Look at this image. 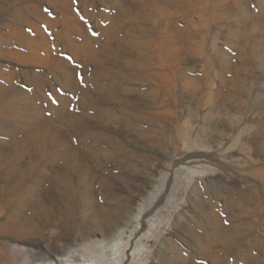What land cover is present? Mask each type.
I'll return each instance as SVG.
<instances>
[{"label":"rangeland","instance_id":"1","mask_svg":"<svg viewBox=\"0 0 264 264\" xmlns=\"http://www.w3.org/2000/svg\"><path fill=\"white\" fill-rule=\"evenodd\" d=\"M64 1L0 0V259L264 264V0Z\"/></svg>","mask_w":264,"mask_h":264},{"label":"bare ground","instance_id":"2","mask_svg":"<svg viewBox=\"0 0 264 264\" xmlns=\"http://www.w3.org/2000/svg\"><path fill=\"white\" fill-rule=\"evenodd\" d=\"M66 1V0H65ZM64 1V2H65ZM138 1V0H137ZM143 1V0H142ZM139 2V1H138ZM141 2V1H140ZM124 3V2H123ZM132 3H134L133 1H132ZM126 4V3H125ZM151 4V3H150ZM124 5V4H123ZM144 5H146V4H144ZM144 5H141V3H140V5H139V8H142ZM127 6V5H126ZM158 6V5H157ZM146 7V6H145ZM135 11H136V9H135ZM145 11V10H144ZM168 11V10H167ZM124 12V11H123ZM137 12V11H136ZM148 12V11H147ZM149 12H150V10H149ZM69 13V12H68ZM175 13V12H174ZM177 13V12H176ZM73 15V14H72ZM171 15V14H170ZM70 19H71V17H70ZM72 20H74V19H72ZM76 21V20H75ZM150 30V29H149ZM155 30V29H154ZM166 32H167V30H166ZM142 34H143V31L141 32ZM145 33V32H144ZM147 34H149L148 32H147ZM168 34V33H167ZM151 35V34H150ZM139 36V35H138ZM148 38H151V37H149L148 36ZM139 39V38H138ZM142 40V39H141ZM145 40V39H144ZM138 41H140V40H138ZM149 41V40H148ZM146 45V44H145ZM140 46V45H139ZM142 46V45H141ZM35 47V46H34ZM130 48V47H129ZM141 49V48H140ZM146 58H148V57H146ZM144 59V58H143ZM145 60V59H144ZM134 64V63H133ZM131 65V64H130ZM137 65V64H136ZM166 67H168V68H172L173 70L171 71V72H173V73H176V70H175V63H168V64H164ZM129 66V65H128ZM139 66H142L143 67V65L142 64H139ZM146 68V67H145ZM137 74V73H136ZM139 75V74H138ZM156 75H159L158 73H155V76ZM162 75V77L165 79V80H167V81H169V80H171V78H172V76L171 75H169V74H167V73H163V74H161ZM140 76V75H139ZM142 76V75H141ZM144 77H145V75H144ZM128 78V77H127ZM148 78V77H147ZM133 79V78H132ZM131 79V80H132ZM149 79V78H148ZM125 80V79H124ZM129 80V79H128ZM148 81V80H147ZM144 82V81H143ZM171 82V81H170ZM174 82V81H173ZM172 82V83H173ZM118 83V82H117ZM108 86V85H107ZM110 90H112V89H110ZM117 91V90H116ZM118 92V91H117ZM106 94H109V93H106ZM114 94V93H113ZM119 94V93H118ZM122 93H120V95H121ZM95 96H97V95H95ZM110 96V95H109ZM107 97V96H106ZM138 98V96L137 95H134V96H132V94L131 93H129V94H127V95H124V94H122L121 96H120V101L123 103H130V102H134V101H136V99ZM98 99V98H97ZM102 99V98H101ZM139 99V98H138ZM119 101V102H120ZM171 101V100H170ZM165 105V104H164ZM159 108V107H158ZM164 109V108H163ZM108 114V113H107ZM178 114V113H177ZM168 116V115H167ZM150 122V121H149ZM98 137L102 140V141H104V140H106V141H109V138H107V136L106 135H98ZM98 138V139H99ZM104 139V140H103ZM30 141V143H32L33 144V146L35 147V148H41L42 147V145H43V140H42V138L41 137H35V136H32L31 138H30V140H28V142ZM11 146V145H10ZM13 146V145H12ZM3 155V154H2ZM3 165V164H2ZM5 165V164H4ZM29 166V165H28ZM5 167V166H4ZM208 170V169H207ZM206 170V171H207ZM209 172H211L210 171V169H209ZM214 171H212V173H213ZM220 177V176H219ZM221 179H222V177H221ZM56 182V181H55ZM68 182V181H67ZM57 183V182H56ZM61 183H65V180L64 181H62ZM195 184V183H194ZM15 186V185H14ZM193 186V185H192ZM13 187V186H12ZM18 188V187H17ZM12 190H13V188H11ZM10 189V190H11ZM16 189V188H15ZM14 189V190H15ZM197 189V184L194 186V190H193V192H192V194H191V196H192V198L194 199L195 198V194H197V192H195V190ZM229 189V188H228ZM20 191V190H19ZM192 191V190H191ZM197 191H198V189H197ZM8 193H9V191H8ZM18 193V192H17ZM231 193V192H230ZM20 194V193H19ZM1 197V196H0ZM11 197H12V195H11ZM16 197V196H15ZM4 199H5V197H4ZM199 200V199H198ZM203 201V200H202ZM201 201V202H202ZM191 202V201H190ZM197 202V201H196ZM199 203V202H198ZM6 204V203H5ZM202 204V203H201ZM3 205V204H2ZM198 205V204H197ZM200 205V204H199ZM9 206V205H8ZM7 207V206H6ZM5 208V207H4ZM260 210V209H259ZM72 211V210H71ZM3 212V211H2ZM263 212V211H262ZM5 213V212H4ZM70 213V212H69ZM68 214V213H67ZM69 215V214H68ZM70 216V215H69ZM141 217V216H140ZM67 219V218H66ZM177 221V220H176ZM186 228V227H185ZM12 230V229H11ZM19 230H20V228H19ZM187 231V230H186ZM18 232H21V231H18ZM39 232V231H38ZM31 234V233H30ZM34 234V233H33ZM36 234V233H35ZM7 235H9V232H7ZM14 236V235H13ZM59 236V235H58ZM0 264H8L7 263V260L5 261V259H4V261L2 260V259H0Z\"/></svg>","mask_w":264,"mask_h":264}]
</instances>
